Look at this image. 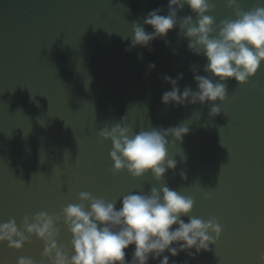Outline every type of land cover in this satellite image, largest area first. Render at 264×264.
I'll list each match as a JSON object with an SVG mask.
<instances>
[{
    "label": "water",
    "instance_id": "water-1",
    "mask_svg": "<svg viewBox=\"0 0 264 264\" xmlns=\"http://www.w3.org/2000/svg\"><path fill=\"white\" fill-rule=\"evenodd\" d=\"M256 2L239 0L244 10ZM213 3L217 24L233 15L227 0ZM158 7L167 14V0H0V223L15 219L22 230L25 216L59 214L80 192L119 208L122 196L159 188L151 176L114 175L111 142H101L98 132L123 118L136 131L184 125L190 134L170 148L178 164L164 179L196 201L192 215L218 219L223 232L211 251L170 261L261 264L264 66L246 85L228 82L218 116L207 103L165 106L161 96L171 85L162 77L183 73L181 90H195L190 66L204 75L206 61L187 50L178 29L153 42L151 51H126L132 24ZM187 14L186 7L179 15ZM70 241L61 226L60 243L69 251ZM42 252L34 237L21 251L0 244V264H16L21 256L40 264Z\"/></svg>",
    "mask_w": 264,
    "mask_h": 264
},
{
    "label": "clouds",
    "instance_id": "clouds-1",
    "mask_svg": "<svg viewBox=\"0 0 264 264\" xmlns=\"http://www.w3.org/2000/svg\"><path fill=\"white\" fill-rule=\"evenodd\" d=\"M186 7L189 14L180 16ZM227 8L233 15L217 24L213 0H167V14L158 7L147 13L142 24H132L131 45L126 51L137 47L151 51L153 42L166 40L178 29L179 36L187 41V50L206 61L204 75L195 65L190 66L195 90H181L183 73L176 78L162 77L171 85L161 96L165 106L207 103L210 115L218 116L220 105L228 97V82L246 85L264 66V0H257L256 6L248 10L239 0H227ZM145 26L152 31L147 32ZM148 67L154 71L156 65L150 63ZM189 134L184 125L136 131L128 126L126 118L105 125L98 136L101 142H111L113 174L126 172L136 180L151 176L159 188L122 196L119 208L116 201L80 192L78 202L68 203L59 214L40 211L25 216L22 230L15 219L0 223V244L21 251L34 237L43 243L40 264H172L170 257L181 253L195 259L211 251L210 246L216 245L222 235L221 223L216 218L204 220L192 215L196 201L170 188L164 179L178 164L170 148L182 144ZM181 158L186 159L183 155ZM180 176L187 180L185 172ZM205 199H211V195L206 194ZM61 226L71 236V251L60 243ZM16 264L37 262L21 256Z\"/></svg>",
    "mask_w": 264,
    "mask_h": 264
}]
</instances>
